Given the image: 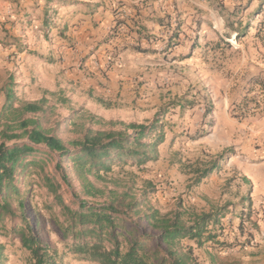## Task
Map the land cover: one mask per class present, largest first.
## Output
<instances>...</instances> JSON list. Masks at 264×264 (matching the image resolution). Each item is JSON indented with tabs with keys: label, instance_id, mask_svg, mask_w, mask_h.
<instances>
[{
	"label": "rangeland",
	"instance_id": "rangeland-1",
	"mask_svg": "<svg viewBox=\"0 0 264 264\" xmlns=\"http://www.w3.org/2000/svg\"><path fill=\"white\" fill-rule=\"evenodd\" d=\"M96 6L110 8L107 0H77L72 6L47 4L45 0H0V41L14 50L10 72L20 68V45L35 52V60L43 65L56 60V55L62 56V46L74 47L77 43L70 37V18L81 9ZM210 11L220 14L218 18L223 15V36L208 19ZM185 14L188 17L184 19ZM192 15L197 16L196 22ZM225 16H229V23ZM124 21H118L111 35L115 36ZM231 25L240 29L239 36L231 32ZM175 34L177 38L157 56L132 51L128 78L103 102L91 98V106L82 101V94L76 97L70 90L47 93L43 125L60 124L61 136L72 139L82 126L109 128L110 121L162 118L166 141L160 146L159 158L140 166L131 159L115 165L106 174L107 185L112 186L110 180L114 179L138 194L147 189L150 202L164 212L179 201L199 211L232 203L222 237L231 246L198 248L196 253L205 264H264V157L256 158L253 164L244 158L252 151L256 152L253 157L264 155V129L254 126L264 115V67L260 65L264 62V0H182V32ZM58 47L60 51L55 53ZM117 62L113 53L108 66ZM4 78L0 74V86ZM31 87H19L20 100L34 99ZM257 92L262 96L253 95ZM180 101L182 106L172 105ZM213 165L216 169L192 187L195 171ZM31 180L25 199L28 215L41 237L62 247L57 208L47 207L52 196L38 179ZM241 210L243 221L237 217ZM0 242L10 253L6 264H26L28 252L18 237L0 232Z\"/></svg>",
	"mask_w": 264,
	"mask_h": 264
},
{
	"label": "trees",
	"instance_id": "trees-1",
	"mask_svg": "<svg viewBox=\"0 0 264 264\" xmlns=\"http://www.w3.org/2000/svg\"><path fill=\"white\" fill-rule=\"evenodd\" d=\"M45 1L72 6L77 0ZM21 86L13 75L0 86V232L20 239L28 252L26 264H205L198 248L231 246L222 237L232 203L199 211L179 201L164 212L150 202L147 189L138 194L114 179L107 185L106 174L115 165L131 159L140 166L159 158L166 141L162 118L110 121L109 128L82 126L77 137L64 139L60 124L43 125L47 97L20 100ZM172 105L182 106V101ZM215 169H197L191 186H199ZM32 178L52 196L47 207L57 208L62 247L41 237L28 215L26 189ZM243 211L237 214L241 221ZM9 254L0 242V264L8 262Z\"/></svg>",
	"mask_w": 264,
	"mask_h": 264
},
{
	"label": "crops",
	"instance_id": "crops-1",
	"mask_svg": "<svg viewBox=\"0 0 264 264\" xmlns=\"http://www.w3.org/2000/svg\"><path fill=\"white\" fill-rule=\"evenodd\" d=\"M107 5L110 8H80L83 11L77 12L68 23L72 31L70 37L77 44L72 48L62 46L63 55H56V60H48L49 63L45 65L35 60V53L30 54L26 48H20V68L16 67L14 72H10V53L14 50L0 41V74L5 77L4 81L13 75L22 84V89L32 84L34 88H31L36 96L31 100L27 98L28 101L39 100L50 91L70 90V94H76V97L77 94H82V101L90 102L92 106L91 98L96 101L106 100V96L111 95V91H116L121 82L128 78L131 64L128 57L132 51L139 55L144 52L157 56L177 38L175 31L182 32V0H107ZM118 8L120 12L115 14V9ZM216 13L210 11L208 19L213 21L216 25L214 29L223 36L222 32L226 31L224 18L223 15L218 18L220 14ZM183 17L185 19L188 14ZM193 17L196 22L197 16L192 15L191 20ZM225 17L228 22L229 16ZM121 18L125 20L122 27H117L115 36L111 35L116 31L115 27ZM220 21L223 23L221 27ZM230 27L234 33L240 30L233 25ZM109 34L111 38L107 40ZM2 40L5 41V38ZM59 51V47L55 49V53ZM113 53L117 55L118 62L111 67L108 66V58ZM60 57L62 58L59 59ZM260 65L264 67V62ZM259 68L261 70V66ZM253 95H259L257 98L262 96L259 92ZM254 126L264 129V115L254 122ZM253 153L249 152L244 157L250 164L256 158L264 157L263 154L253 157Z\"/></svg>",
	"mask_w": 264,
	"mask_h": 264
}]
</instances>
